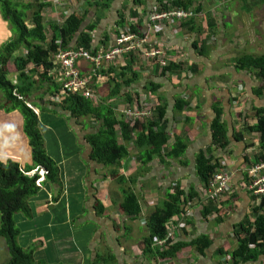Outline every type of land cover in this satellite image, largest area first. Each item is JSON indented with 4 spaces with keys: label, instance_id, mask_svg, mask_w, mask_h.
I'll return each instance as SVG.
<instances>
[{
    "label": "crops",
    "instance_id": "crops-1",
    "mask_svg": "<svg viewBox=\"0 0 264 264\" xmlns=\"http://www.w3.org/2000/svg\"><path fill=\"white\" fill-rule=\"evenodd\" d=\"M181 1L189 4L181 6L177 0H62L55 10L54 3L45 8L49 40L53 25H60L69 14L84 17L79 32L89 36V49L78 46L79 33L65 49L83 48L95 54L110 50L127 30L149 35V49L163 51L166 63L135 51L112 67L104 65L99 78H91L94 66L86 60H78L75 67L89 78L98 102L113 105L122 121L120 111L126 105L138 99L149 101L154 115L138 125L159 119L154 131H167L168 141L162 154H151L149 146L136 144L142 132L139 127L126 139L119 127L116 137L126 154L114 161L94 158L88 136L98 132L100 122L60 109L59 103L51 101L52 93L45 94L48 84L43 83L27 104L38 116V128L46 153L58 167V179L45 176L40 189L28 199L30 213H15L19 244L32 252L36 264H224L231 259L228 253L239 247V229L254 223L253 207L264 193L249 186L250 170L264 158H258L260 133L248 127L257 121L255 111L264 108V91L257 71L241 59L264 54V0ZM162 8L182 9L188 15L150 24L149 15ZM91 24L93 29L88 30ZM12 37L0 10V47ZM25 53L24 49L16 52L10 68ZM8 77L17 83L16 70ZM115 83L122 84L121 95L110 98ZM93 103L99 104L97 100ZM160 110L164 112L161 119ZM219 116L227 128L225 148L212 145V125ZM180 138L186 142V151L167 155ZM208 147L231 172L230 184L217 202L206 193L210 183L207 186L196 172V156ZM9 160L26 172L45 167L33 158L23 113L12 108L0 91V161ZM181 190L192 196V215L175 214L166 225L174 233L171 244L187 245L174 257L163 258L158 248L165 249L158 242L148 251L150 222L171 195ZM200 237L210 242L202 252L190 244ZM240 264H264V253Z\"/></svg>",
    "mask_w": 264,
    "mask_h": 264
},
{
    "label": "trees",
    "instance_id": "trees-1",
    "mask_svg": "<svg viewBox=\"0 0 264 264\" xmlns=\"http://www.w3.org/2000/svg\"><path fill=\"white\" fill-rule=\"evenodd\" d=\"M176 3L185 7L189 4L188 2L184 4L181 0H177ZM49 4L50 2L45 0H35V2L0 0L1 15L3 19L9 22L13 34L12 39L0 47V91L12 108L19 109L23 113L25 130L32 145L33 158L36 164L43 165L48 169L46 179L54 181L58 179V167L46 153L44 139L38 128V116L27 102L37 90L42 88L43 83L48 84L46 95L52 93L54 96L58 93L59 88L53 83L49 75V71L53 67L51 58L53 53L60 48L69 47L75 33H79L80 37L78 46L89 49V36L83 31L79 32L84 17L71 13L60 25H53V35L49 40L44 25V9ZM27 21L31 23L32 27H29ZM93 25H88L87 29H93ZM21 49H24L26 53L17 56L15 67L11 66L13 68H10L11 59ZM241 62L257 71V76L262 82L261 90L264 91V54L255 57L245 56ZM14 70L18 73L17 83H13L8 77L10 72ZM125 75L126 73L122 74V76ZM125 84L129 85L130 81ZM121 91L122 84L115 83L110 98L121 95ZM15 93L22 99L18 98ZM45 94L42 95V98ZM127 97L128 100L132 99L129 94ZM59 108L66 110L72 116L91 117L100 122L98 132L88 136L92 145V155L100 160L114 161L126 154V148L119 145L116 137V131L119 127L122 128L125 139L128 137L127 134H133L139 127V131L142 132L138 135L136 144L138 147L149 146L151 154H162V147L168 141L167 131L163 129L154 131V128L159 126V119L150 125H137V127L130 128L126 122L117 117L115 107L107 105V103L94 104L90 100L75 94L66 95L59 103ZM163 116L164 112L160 110V119ZM255 116L257 118L255 125L248 128L252 132L260 133L261 151L258 158L262 159L264 158V108L257 109ZM212 129V145L214 147H227V128L221 122L220 116L213 122ZM146 139L149 141L147 142ZM212 150L208 147L196 156V172L203 178L205 184L207 183V186L212 180L219 162L212 156ZM185 151L186 142L180 138L171 150L166 151V154L177 156ZM38 177L37 172L34 175L26 174V171L22 170L17 162L9 160L4 163L0 161V236L6 242L10 255L7 264H36L32 252L25 250L19 244L20 230L15 222V213H30L28 199L40 189L36 183ZM191 197L183 190L175 191L170 200L165 203V207L159 208L160 210L155 213L150 222L151 235L147 239L148 251L159 239H164L167 236L166 224L168 220L179 213L186 216V206L192 205ZM133 199L136 201L135 197ZM213 202H217V200H213ZM253 214L254 223L239 229L237 232L240 239L239 247L230 254L228 253L231 259L225 261L224 264L248 262L264 253V196H262L260 203L253 207ZM253 228L254 231L252 232ZM190 244L202 252L203 248L209 247L210 242L207 237H200L192 240ZM186 245L187 243L171 244L169 241L166 246H163L165 250L160 251L158 248V253L163 258L174 257ZM220 252L222 254L227 253L224 250H220Z\"/></svg>",
    "mask_w": 264,
    "mask_h": 264
},
{
    "label": "built area",
    "instance_id": "built-area-1",
    "mask_svg": "<svg viewBox=\"0 0 264 264\" xmlns=\"http://www.w3.org/2000/svg\"><path fill=\"white\" fill-rule=\"evenodd\" d=\"M188 12L182 9H163L156 10L150 14V24H162L164 21L170 20L172 17H186ZM149 35H139L130 31L121 33L116 40L115 45L108 51H99L95 54H89L83 48L77 50L58 49L52 55V69L49 71V75L53 78V81L60 87V93L62 96L66 95H80L85 99L90 100L92 103L96 100L95 90L88 85L89 78L81 75L75 67V63L80 60H86L93 64L94 69L91 75L96 78V71H100L104 65L108 67L116 65L118 61L125 56L130 55L135 51H140L146 58H156L161 63H166L165 53L161 50H150L149 47ZM44 71V69H43ZM15 95L22 99L17 93ZM53 99L60 101V97L53 96ZM154 107L147 100H135L133 103L126 105L121 109V113L124 116V121L130 128L136 127L139 122L148 123L154 115ZM39 172V177L36 183L40 186L41 182L48 174V169L45 167H39L35 170L26 172V174L34 175ZM251 181L249 186L258 193H264V162H260L253 166L250 170ZM231 179V173L227 168H222L215 171V174L210 181V186L206 193L210 199L218 200L221 194L228 188L229 181ZM204 200V198H203ZM192 205L186 206V216L192 215ZM174 238V233H169L164 239H159L158 244L166 246L169 241Z\"/></svg>",
    "mask_w": 264,
    "mask_h": 264
},
{
    "label": "rangeland",
    "instance_id": "rangeland-1",
    "mask_svg": "<svg viewBox=\"0 0 264 264\" xmlns=\"http://www.w3.org/2000/svg\"><path fill=\"white\" fill-rule=\"evenodd\" d=\"M19 1H25V2H30V1H32V2H35V0H19ZM45 1H47L48 2V0H45ZM50 1V4L49 5H47V7H49V6H51V4H53L54 3V6H51V7H53V9L55 10L58 6H59V3L62 1V0H49ZM46 8V7H45ZM163 9H168V8H162V10ZM45 10V9H44ZM149 17H150V15H149ZM148 17V18H149ZM28 25H29V27H32L31 26V23H28ZM85 50V49H84ZM85 51H87V50H85ZM89 54H93V53H90L89 51H87ZM55 53V52H54ZM53 53V54H54ZM150 59H155L156 60V58H150ZM112 66H114V65H111V66H109V67H112ZM94 69V68H93ZM96 73H97V75L98 76H100L99 75V73H98V71H96ZM52 78V77H51ZM91 78L93 79V78H95V76L93 77L92 75H91ZM52 81H53V78H52ZM90 81V80H89ZM88 81V85L90 86V82ZM53 83L59 88L58 90V93H56V94H54V96H56V97H60L61 99H60V101H58L57 99H53L52 97V95H51V101H53V102H56V103H61V101L63 100V98L65 97V96H62L61 95V93H60V87H59V85L57 84V83H55L54 81H53ZM93 88V87H92ZM96 96H97V98H96V100H97V103H100V102H98L99 101V95L98 94H96ZM29 106L31 107L32 105L31 104H29ZM219 160V159H218ZM226 165V163H224V161H221V160H219V162H218V166H217V168H216V170H219V169H222V168H227L228 170H229V168L227 167V166H225ZM215 170V171H216ZM230 171V170H229ZM231 173V172H230ZM251 177V176H250ZM231 180V179H230ZM230 182V181H229ZM230 184V183H229ZM7 258H9L10 259V255H9V252L7 251V248H6V242H4V240H3V238L0 236V264H7L8 263V261H7Z\"/></svg>",
    "mask_w": 264,
    "mask_h": 264
}]
</instances>
